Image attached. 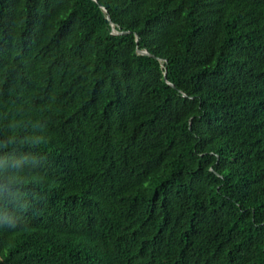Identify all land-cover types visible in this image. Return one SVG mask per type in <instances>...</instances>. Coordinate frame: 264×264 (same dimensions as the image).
<instances>
[{
	"label": "trees",
	"instance_id": "trees-1",
	"mask_svg": "<svg viewBox=\"0 0 264 264\" xmlns=\"http://www.w3.org/2000/svg\"><path fill=\"white\" fill-rule=\"evenodd\" d=\"M0 264H264V0H0Z\"/></svg>",
	"mask_w": 264,
	"mask_h": 264
},
{
	"label": "water",
	"instance_id": "water-1",
	"mask_svg": "<svg viewBox=\"0 0 264 264\" xmlns=\"http://www.w3.org/2000/svg\"><path fill=\"white\" fill-rule=\"evenodd\" d=\"M105 12V11H104ZM139 54H142V55H147L146 52H138Z\"/></svg>",
	"mask_w": 264,
	"mask_h": 264
}]
</instances>
